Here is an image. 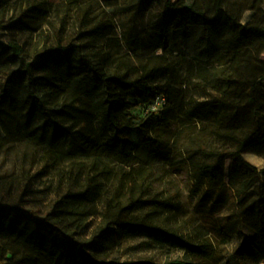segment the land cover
I'll list each match as a JSON object with an SVG mask.
<instances>
[{"label":"trees","instance_id":"16d2710c","mask_svg":"<svg viewBox=\"0 0 264 264\" xmlns=\"http://www.w3.org/2000/svg\"><path fill=\"white\" fill-rule=\"evenodd\" d=\"M123 1L109 0L98 10L82 0H65L74 11L69 42L63 43L64 24L54 28L57 45L31 57L17 35L41 34L58 7L52 0H0V153L8 142L23 141L33 149L21 167L18 194L0 197V264H158L123 261L121 253L137 240L187 256L163 264H199L188 257L208 254L211 245L169 229L163 215L172 206L135 194V180L127 206H117L112 197L104 213L99 209L114 174L110 163L149 167L143 153L170 160L173 152L152 134L178 120L180 109L187 121L236 145L232 167L239 161L249 167L243 154L264 134V66L256 67L243 48L255 46L264 26L256 23L260 12L248 26L239 20L254 0L230 5L208 0L204 6L200 0H128L124 7ZM157 6L161 12L154 16L150 9ZM227 23L237 28L232 36ZM181 27L195 35L199 61L194 78L177 87L183 61L174 50L173 30ZM222 56L229 57L225 72L210 71ZM174 92L178 105L171 99ZM157 97L169 106L149 111ZM139 108L146 117L134 115ZM190 145L184 163L192 165L197 193L203 187L222 191L228 178L223 161L231 154L208 151L197 135ZM254 150L264 154V147ZM45 154L75 158L82 166L92 162L99 180L91 178L92 185L49 201L32 174ZM200 156L217 163L197 162ZM229 182L238 199L236 232L264 255V171ZM95 219H100L96 226Z\"/></svg>","mask_w":264,"mask_h":264},{"label":"rangeland","instance_id":"374dc122","mask_svg":"<svg viewBox=\"0 0 264 264\" xmlns=\"http://www.w3.org/2000/svg\"><path fill=\"white\" fill-rule=\"evenodd\" d=\"M59 9L57 15H54L50 22L44 26V31L39 35L20 34L17 35L26 53L34 56L37 52L48 47H54L58 43L55 29L66 25V31L62 33L63 43L69 42L73 33V7H68L65 0H52ZM109 0H82V3L92 4L96 9L108 6ZM208 0H200L204 6ZM193 2V1H190ZM233 0H228V3ZM128 0L122 2V6L128 4ZM115 6V5H114ZM120 7V6H119ZM145 9L146 7L143 6ZM149 6L148 8H150ZM158 7V8H157ZM151 8V14L159 15L161 10L159 6ZM70 10V11H69ZM231 10V9H230ZM260 12L256 20L257 25L264 26V0H254V2L245 10L239 22L248 26L253 23L254 15ZM68 14V16H67ZM73 14V15H72ZM10 17V16H9ZM127 20V14L124 15ZM66 22V23H64ZM152 27H160L157 24ZM228 35H234L237 28L232 23H227ZM55 28V29H54ZM241 33V32H240ZM8 35L7 38H11ZM195 35L186 27L173 30V45L177 55L182 57V70L174 86L180 87L181 82L194 78L197 71V62L199 53L195 52ZM252 48V49H251ZM250 49L252 50L250 52ZM249 51L250 55L255 58L256 67L264 66V33L255 41L254 47L244 46L243 52ZM229 57L222 56L213 62L214 67L219 73L225 72L226 61ZM218 94V93H217ZM174 92L171 99L174 104L180 103V97ZM169 106L168 100L166 106ZM134 115L139 118L146 117V110L139 108L134 111ZM179 119L172 122L169 127H159L152 137L166 144L167 150L173 153L170 160L151 155L146 157V153L141 156L149 161V167H141V164L127 166L122 163H110L113 171L111 180L106 181L108 189L100 201V212L104 213L105 203L110 198H115L116 205L120 207L127 206L132 194V184L135 180L136 192L139 195L143 193L145 197L158 200L162 204L171 205L163 215L167 220L166 226L174 232L192 237L194 241H205L211 245L207 249L208 254L190 255L188 260H193L199 264H264V255H258L250 244L249 237H240L233 225L238 219V199L234 187L230 184L232 177L236 181H241L251 174L253 170L258 172L264 171V154L257 153L254 148L264 147V134L255 143L251 144L243 154V160L249 165L238 162L236 166H231V160L234 158L236 151L235 144H229L228 141L220 139L213 135L209 129L204 128L199 122L187 121V116L183 109L179 110ZM211 127V126H209ZM0 130V141L4 135ZM193 135L199 137L200 142L208 151H219L220 153H230L231 156L223 161L226 166L228 178L226 187L222 191H210L209 188L203 187L200 194L197 193L194 183L196 181L193 174L192 165L184 163V154L191 146L190 139ZM32 147L26 142H18L12 145L8 142L0 153V197L11 199L18 194L22 180L21 167L33 153ZM29 162V161H27ZM26 162V163H27ZM197 162L215 164V159L199 157ZM93 163L89 162L82 166L80 160L75 158L55 159L53 156L45 154L41 157L40 163L34 168L32 174H37L36 189L41 191V196L47 194L49 201H52L59 193L64 194L69 190L75 191L81 184L92 185L95 181L90 182L91 178L98 179V170L91 171ZM29 168V164H26ZM132 174L133 179L125 178V175ZM233 181V180H232ZM48 203V201L46 202ZM100 219H95L93 225L96 226ZM248 235H251L247 230ZM128 251L121 253L123 261L132 260H149L158 264H163L173 260H185L187 256L179 251H166L160 248H153L140 240L134 241L127 245ZM213 248V252L211 249Z\"/></svg>","mask_w":264,"mask_h":264},{"label":"built area","instance_id":"2783aa9c","mask_svg":"<svg viewBox=\"0 0 264 264\" xmlns=\"http://www.w3.org/2000/svg\"><path fill=\"white\" fill-rule=\"evenodd\" d=\"M167 100L164 97H157L155 103L149 108V111L158 112L162 110L164 106H166Z\"/></svg>","mask_w":264,"mask_h":264}]
</instances>
